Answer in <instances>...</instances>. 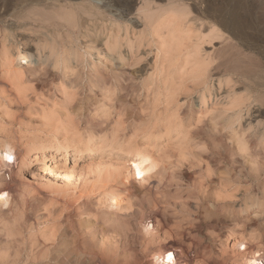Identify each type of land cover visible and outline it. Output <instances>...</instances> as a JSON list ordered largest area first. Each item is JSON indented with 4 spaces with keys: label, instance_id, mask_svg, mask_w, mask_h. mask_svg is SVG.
<instances>
[{
    "label": "rangeland",
    "instance_id": "obj_1",
    "mask_svg": "<svg viewBox=\"0 0 264 264\" xmlns=\"http://www.w3.org/2000/svg\"><path fill=\"white\" fill-rule=\"evenodd\" d=\"M16 48L32 57L20 84L0 64V149L16 154L0 248L23 264L264 253V0H0V60ZM135 150L156 159L143 182Z\"/></svg>",
    "mask_w": 264,
    "mask_h": 264
},
{
    "label": "bare ground",
    "instance_id": "obj_2",
    "mask_svg": "<svg viewBox=\"0 0 264 264\" xmlns=\"http://www.w3.org/2000/svg\"><path fill=\"white\" fill-rule=\"evenodd\" d=\"M123 1L124 0H115L116 6L117 7L121 6ZM26 2H28V1H26ZM45 11L39 10L38 12H36L34 14V16H38L44 22H51L52 25H54L53 23L55 22V19L53 17H54L55 12L53 13L52 11H49L47 13ZM50 12H51V14L52 13L53 14L51 15ZM12 17H15V16L13 15ZM61 17H63V14L61 15ZM65 17H66V15H65ZM65 17H63V18H65ZM2 54L4 57L0 60V64H2L3 66H6L8 68H11L10 71L8 70L9 75H11V79L17 84L24 82L28 78L27 73H28L29 68H27L26 66H28L31 63V57H32L31 52L28 50H21L20 48H16V49H14L13 53H11V51H9L8 49H4L2 51ZM61 147H63V145H61V143L57 141V142H55L54 145H52L50 147H40L41 149L39 150V152H37L36 150L29 151L28 161L25 164V166L27 167L26 169L29 170L34 163L33 160L35 158H33L34 157L33 154H38L36 157V160H43V162H44L45 159L47 158V154L49 152H53L55 150L59 151V149ZM10 149H11V154L13 155V160L11 162L7 161V159H6V155L8 154V149H6V148L4 150L0 149V171H2L3 167H7V168L9 167L10 168L11 164L12 165L16 164L15 151L12 147H10ZM75 151L77 153H79L80 152L79 147H77L75 149ZM136 151L137 150H135V153H133V152L131 153L130 151H129L130 153L124 152L122 154V156L129 159L130 163H131L130 166L127 168L128 169V173H127L128 176L127 177L129 178L131 176V177H133L134 180L140 179L139 181L143 182L146 177L148 178V176H149L148 174L151 173V171L153 169H155L154 167L157 168V166L155 165L156 159L153 160V158H152L153 154L148 155V154H146L148 152H145V151L136 152ZM136 165H140L139 171L142 172L143 175H138ZM65 177L69 180L72 179L71 174H69L67 172L65 174ZM5 193H7V192L6 191H0V205L3 207H8L10 205V201H12V199L10 200L11 197H10L9 193H7V196L4 195ZM145 229H146V232H148V233H151L154 230V228H152L150 226H148V228H145ZM169 254H171L173 257V259L171 261L168 260ZM155 256H156V260H157L155 264H180L179 263L180 261L178 260L176 253L174 252V249L164 250V252L158 253ZM243 257H242L243 258L242 264H264V253L259 249L258 250L257 249H255V250L249 249V250H247V252L245 253V255ZM241 262H242V259H241L240 263Z\"/></svg>",
    "mask_w": 264,
    "mask_h": 264
},
{
    "label": "crops",
    "instance_id": "obj_3",
    "mask_svg": "<svg viewBox=\"0 0 264 264\" xmlns=\"http://www.w3.org/2000/svg\"><path fill=\"white\" fill-rule=\"evenodd\" d=\"M22 259L16 256L11 249L6 246L0 248V264H23Z\"/></svg>",
    "mask_w": 264,
    "mask_h": 264
},
{
    "label": "clouds",
    "instance_id": "obj_4",
    "mask_svg": "<svg viewBox=\"0 0 264 264\" xmlns=\"http://www.w3.org/2000/svg\"><path fill=\"white\" fill-rule=\"evenodd\" d=\"M6 149H8V154L6 155V159L7 161L11 162L13 160V155L11 154V149L10 146H5ZM9 157H11V159H9ZM140 167V165H138ZM5 196H7V193L4 194Z\"/></svg>",
    "mask_w": 264,
    "mask_h": 264
},
{
    "label": "snow or ice",
    "instance_id": "obj_5",
    "mask_svg": "<svg viewBox=\"0 0 264 264\" xmlns=\"http://www.w3.org/2000/svg\"><path fill=\"white\" fill-rule=\"evenodd\" d=\"M9 159H11V157H9ZM136 168H137L138 175H143V173L139 171V166L138 165H136ZM172 259H173L172 255L169 254L168 255V260L171 261Z\"/></svg>",
    "mask_w": 264,
    "mask_h": 264
}]
</instances>
